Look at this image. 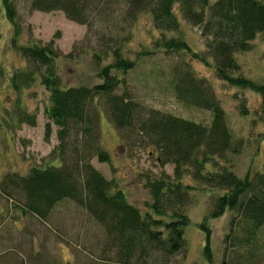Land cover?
Returning a JSON list of instances; mask_svg holds the SVG:
<instances>
[{
	"label": "trees",
	"instance_id": "obj_1",
	"mask_svg": "<svg viewBox=\"0 0 264 264\" xmlns=\"http://www.w3.org/2000/svg\"><path fill=\"white\" fill-rule=\"evenodd\" d=\"M113 2L126 6L123 23L127 18L134 21L141 13L149 14L151 27L160 32L161 38L154 42L153 50L137 53L134 60L124 56L118 44L94 53L97 64L112 58L98 72L102 82L65 86L55 65L62 53L54 49L52 40L45 45L36 41L17 45L20 56L33 69L13 72L10 83L19 90L44 68L40 81L49 98L44 110L48 120L44 139L49 141L52 126L56 127L57 145L52 153L60 165L31 167L22 175L5 174L0 180V196L7 199L10 210L16 208L22 215L40 221L55 213L65 200L84 209L88 219L102 226L117 264L164 262L180 253L185 258L183 232L189 222L186 207L191 202L189 192L197 186L211 192V218L230 211L234 214L232 221L243 227L246 238L228 234L230 242L247 241L264 226V171L239 177L217 162L226 161L228 153L241 151L242 143L230 130L225 111L205 80L198 78L188 63L174 70L171 85L180 104L211 112L207 125L145 109L127 92L116 94L121 80L113 71L125 74L136 66L139 57L151 55L158 48L189 54L204 64L210 61L218 79L249 88L264 98V83L236 75L240 66L235 58V54L250 50L255 37L264 33V0H30V10L62 11L69 20L90 28ZM0 8L14 29L11 43L16 42L21 36L16 5L13 0H0ZM181 21L199 28L204 40L201 51H194L184 38L167 37L166 32L180 29ZM101 102L119 139L129 147L138 144L148 149L160 166L173 165L172 176L165 172L146 176L145 187L150 195L146 211L131 204L118 183L106 179L91 164L94 157L101 163L111 161L101 145ZM20 112L21 121L35 126L34 114L24 109ZM187 177L190 184L184 182ZM200 226L207 236L208 229ZM203 256L211 264L208 246L203 248Z\"/></svg>",
	"mask_w": 264,
	"mask_h": 264
},
{
	"label": "rangeland",
	"instance_id": "obj_2",
	"mask_svg": "<svg viewBox=\"0 0 264 264\" xmlns=\"http://www.w3.org/2000/svg\"><path fill=\"white\" fill-rule=\"evenodd\" d=\"M13 1L21 30L16 42L11 43L14 29L0 8V180L7 173L22 175L31 167L60 165L52 153L57 145L56 127L52 126L49 141L44 139V125L48 121L44 110L49 104L48 93L40 81L44 68L19 90L10 83L13 72L33 69L20 56L17 45H28L30 41L45 45L52 40L54 49L62 53L55 65L63 84L92 86L102 82L98 72L112 61L107 58L97 64L94 53L118 44L122 54L134 60L137 53L153 50L154 42L161 38L160 32L151 27L147 13H141L134 21L127 18L123 23L126 6L121 3L110 4L107 13L89 28L87 24L69 20L62 11H31L30 0ZM93 19L92 16L89 23ZM166 35L184 38L194 51L203 49L199 28L183 21L178 31L166 32ZM235 58L240 66L236 75L264 83V33L255 37L250 50L235 54ZM207 62L196 61L189 54L167 53L155 48L153 54L139 57L136 66L125 74L113 71L121 80L116 94L127 92L145 109L207 125L211 112L180 104L172 89L174 70L190 63L195 75L211 88L225 111L230 130L242 143L241 151L228 153L226 161L217 162L239 177L264 171V98L249 88L221 81L210 61ZM98 107L104 112L100 114L101 145L110 154L111 161L101 163L94 157L91 164L106 179L116 181L131 204L146 211L150 202L146 176L160 172L172 176L173 165L160 166L148 149L138 144L126 145L110 124L103 103H98ZM21 109L35 115V126L21 121ZM184 182L192 181L187 177ZM189 194L191 202L186 207L189 222L183 232L185 258L180 253L164 262L150 260L148 264H207L203 256L206 246L211 253V264H264V226L247 241L232 243L228 234L246 238L243 227L235 219L232 221L234 214L226 211L220 217L211 218L210 190L197 186ZM6 201L0 196V264H117L102 226L88 219L84 209L71 206L70 201H63L44 221L22 215L16 208L10 210ZM200 225L208 229L207 236Z\"/></svg>",
	"mask_w": 264,
	"mask_h": 264
}]
</instances>
